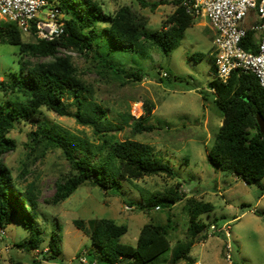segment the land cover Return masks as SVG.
I'll list each match as a JSON object with an SVG mask.
<instances>
[{
  "label": "rangeland",
  "instance_id": "rangeland-1",
  "mask_svg": "<svg viewBox=\"0 0 264 264\" xmlns=\"http://www.w3.org/2000/svg\"><path fill=\"white\" fill-rule=\"evenodd\" d=\"M98 1L107 14H114L123 6L135 7L148 18V31L161 30L163 22L176 10L175 0H165L166 4L154 12L142 9L136 0ZM14 25L0 19V26ZM29 35L23 34V40L30 41ZM215 36L216 31L209 20L200 18L168 54L144 42L134 48H114L112 41L103 37L106 52L113 49L107 57L125 70L119 78L111 73H99L92 58L86 60L72 49L58 51L60 57H72L79 76L90 86L83 94L85 115H89L87 108L90 105L100 106L105 113L101 124L103 130L119 141L133 140L151 146L155 155L173 168L178 177L150 176L121 181L116 191L108 193L86 184L66 201L55 204L57 183L70 176L71 166L61 149L44 151L33 142L37 123L22 122L8 134L16 141V148L5 154L2 161L18 187L33 186L39 203L37 224L44 244L42 249L30 253L18 248L16 245L29 239L30 235L16 219L5 230L6 236L0 239V264H34L33 260L37 264H87L82 258L94 251L93 245L76 222L81 221L87 226L92 219H109L126 226L127 232L120 242L134 247L145 225L168 227L171 252L162 255L154 264H173L172 251L192 240L187 203L191 199L214 206L213 212L201 217L204 224L229 225L233 264H264V182L246 184L208 161L224 119L212 86L216 79L212 73ZM19 53V46L0 42V82L21 80ZM199 55L203 58L199 59ZM23 61L34 64L48 60L25 57ZM138 69L145 74L141 81L126 77L131 70ZM164 73L168 77H163ZM11 99L14 95L0 88V106L7 105ZM146 102L153 106L150 116L144 111ZM64 105L70 116H59L43 108L42 120L54 129L56 137L66 136L68 140H81L93 148L98 147L102 136L97 135L94 128L77 123L74 117L77 105L73 98L66 97ZM139 119H145L142 125L151 130H140L136 125ZM73 154L79 159L82 151L77 149ZM178 183L184 196L177 203L159 210L143 206L155 194L167 193ZM53 233L57 234L60 254H52L57 260L49 261V242ZM203 238L195 243L190 255L177 264H228L222 232ZM40 251L49 254L40 260Z\"/></svg>",
  "mask_w": 264,
  "mask_h": 264
},
{
  "label": "trees",
  "instance_id": "trees-1",
  "mask_svg": "<svg viewBox=\"0 0 264 264\" xmlns=\"http://www.w3.org/2000/svg\"><path fill=\"white\" fill-rule=\"evenodd\" d=\"M61 9L65 23V36L56 42L38 40L34 29L30 41L23 40L25 34L14 26H0V42L19 46L21 80L11 83L0 82L5 93L13 94L14 99L5 106H0V231L6 230L18 219L29 231V239L16 246L30 253L43 248L42 231L37 224L39 203L33 186L20 188L16 185L11 171L2 158L15 150L16 141L8 134L22 122L37 123V130L32 140L43 150L61 149L71 166V174L57 183L53 202L58 204L70 198L81 186L89 184L106 193L116 191L121 181H136L150 176H166L176 179L178 174L162 159L158 158L151 146L133 141H119L101 127L105 113L100 106L93 104L87 108L83 94L89 85L79 76L72 57H60V49H72L86 60L92 58L99 73H111L119 78L125 70L116 65L107 56L106 45L102 38L112 41L114 48H134L143 42L160 48L165 54L176 48L185 32L193 27L194 19L182 6V0H175V12L162 24L161 30L148 31V18L133 6H123L114 14H107L98 0H51ZM142 9L156 11L166 4L165 0H136ZM105 24L108 27H105ZM250 34L244 48L256 51L252 46ZM46 59L48 61L30 64L24 58ZM198 58H203L199 55ZM26 60V59H25ZM212 73L215 74V57L213 56ZM145 74L141 69L131 70L128 79L141 81ZM217 95L216 102L224 114L222 125L215 137L208 161L222 172L234 175L246 184L264 181V135L260 132L257 116L264 118V89L256 76L250 73L234 72L228 83L218 79L212 83ZM73 98L77 105L74 117L77 123L90 126L100 137L102 143L93 148L81 140H68L66 136H55L54 129L42 120V109L46 108L59 116H70L64 105L66 97ZM89 105V104H88ZM153 106L146 102L144 111L150 116ZM136 123L142 131L151 127ZM135 125V126H136ZM81 149L82 156L77 159L73 152ZM181 184L164 194H155L143 203L144 207H170L180 201L184 195L180 192ZM264 190V186H263ZM190 215L189 230L191 242L180 245L171 253V262L177 264L186 259L195 243L206 237L209 228L201 221L205 214L213 212L211 203L191 199L187 202ZM78 227L90 238L93 252L87 253V264H154L162 255L171 252V240L168 227L145 225L139 235L137 246L120 242L126 234L127 227L118 225L109 219H92L76 222ZM57 234L53 233L49 242V259L57 260L59 255ZM204 239V238H203ZM41 257L46 256L40 251ZM46 258V257H45ZM126 260L128 262L124 263ZM34 264L37 261L33 260ZM20 264V263H14Z\"/></svg>",
  "mask_w": 264,
  "mask_h": 264
},
{
  "label": "built area",
  "instance_id": "built-area-1",
  "mask_svg": "<svg viewBox=\"0 0 264 264\" xmlns=\"http://www.w3.org/2000/svg\"><path fill=\"white\" fill-rule=\"evenodd\" d=\"M182 6L194 21L206 18L216 31L215 78L226 84L234 72L250 73L264 89V0H182ZM63 18L61 9L51 0H0V19L17 25L25 34L34 29L36 38L44 42H56L65 36ZM250 34V48L254 45L255 52L244 48ZM163 77L168 75L164 73ZM220 232L225 239V259L233 264L229 225L211 224L204 235L209 238ZM5 236V230H1L0 239Z\"/></svg>",
  "mask_w": 264,
  "mask_h": 264
},
{
  "label": "water",
  "instance_id": "water-1",
  "mask_svg": "<svg viewBox=\"0 0 264 264\" xmlns=\"http://www.w3.org/2000/svg\"><path fill=\"white\" fill-rule=\"evenodd\" d=\"M258 125L260 128V132L264 135V118L257 116ZM129 260H126L124 263L128 262Z\"/></svg>",
  "mask_w": 264,
  "mask_h": 264
},
{
  "label": "bare ground",
  "instance_id": "bare-ground-1",
  "mask_svg": "<svg viewBox=\"0 0 264 264\" xmlns=\"http://www.w3.org/2000/svg\"><path fill=\"white\" fill-rule=\"evenodd\" d=\"M139 107H140L139 109L141 110V105Z\"/></svg>",
  "mask_w": 264,
  "mask_h": 264
},
{
  "label": "crops",
  "instance_id": "crops-1",
  "mask_svg": "<svg viewBox=\"0 0 264 264\" xmlns=\"http://www.w3.org/2000/svg\"><path fill=\"white\" fill-rule=\"evenodd\" d=\"M203 24V23H202ZM264 182V181H263Z\"/></svg>",
  "mask_w": 264,
  "mask_h": 264
}]
</instances>
